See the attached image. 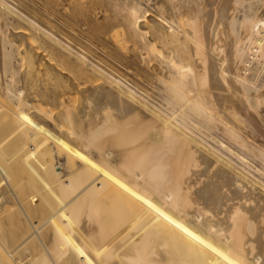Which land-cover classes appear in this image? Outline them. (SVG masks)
Returning a JSON list of instances; mask_svg holds the SVG:
<instances>
[{
    "label": "bare ground",
    "instance_id": "bare-ground-1",
    "mask_svg": "<svg viewBox=\"0 0 264 264\" xmlns=\"http://www.w3.org/2000/svg\"><path fill=\"white\" fill-rule=\"evenodd\" d=\"M44 3L78 36L0 0V264H264V0Z\"/></svg>",
    "mask_w": 264,
    "mask_h": 264
},
{
    "label": "rangeland",
    "instance_id": "rangeland-1",
    "mask_svg": "<svg viewBox=\"0 0 264 264\" xmlns=\"http://www.w3.org/2000/svg\"><path fill=\"white\" fill-rule=\"evenodd\" d=\"M9 1L18 4L22 8L24 13L30 15L35 20V24L37 26L39 25L40 27L44 28L46 31H50V32L54 31L53 22L57 17L61 21V27L67 36H78L77 30L72 31L63 25L66 22L65 16L63 14L56 15L55 11L52 10L51 6L44 3V0H9ZM56 1L59 4H61L63 7H65L68 11L75 10L76 0H56ZM19 2L23 3L24 6L19 4ZM35 36H41V35L35 34ZM10 210H12L11 212H13L15 208L11 207ZM30 247L32 248V246ZM22 249L23 247L20 246L17 251L22 252ZM23 250H27V249L24 248Z\"/></svg>",
    "mask_w": 264,
    "mask_h": 264
}]
</instances>
